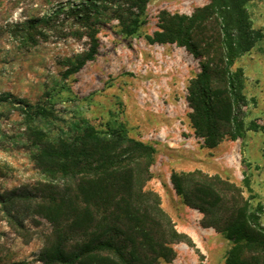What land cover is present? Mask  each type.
Instances as JSON below:
<instances>
[{"label": "trees", "instance_id": "16d2710c", "mask_svg": "<svg viewBox=\"0 0 264 264\" xmlns=\"http://www.w3.org/2000/svg\"><path fill=\"white\" fill-rule=\"evenodd\" d=\"M263 0H209L190 15L162 11L150 45H175L198 60L189 82L191 129L205 149L247 132L264 133L246 109L256 100L245 94L246 77L235 62L264 38L253 26L248 4ZM148 0H78L68 7L73 36L89 48L64 60L63 78L77 74L98 54V28L116 21L126 37L146 25ZM65 11L64 9L61 12ZM27 23L24 41L36 45L38 24ZM24 128L21 139L42 180L8 192L1 211L16 223L20 206L51 227L39 254L41 264H171L174 246L198 253L191 238L176 230L161 208L160 196L147 188L156 150L129 136L126 128L61 118L50 101L13 100ZM264 154V148H263ZM170 184L184 206L201 214L200 227L213 229L229 244L225 264H264V206L243 187L201 170L172 172ZM244 189L248 196L245 197ZM202 261V260H201Z\"/></svg>", "mask_w": 264, "mask_h": 264}, {"label": "rangeland", "instance_id": "374dc122", "mask_svg": "<svg viewBox=\"0 0 264 264\" xmlns=\"http://www.w3.org/2000/svg\"><path fill=\"white\" fill-rule=\"evenodd\" d=\"M208 2L148 0L146 25L132 37L124 36L116 21L104 23L98 28L94 60L64 79V60L89 48L86 38L73 36L66 11L78 0H0V98L10 94L30 104L47 100L61 118H84L97 128L121 124L130 137L152 145L156 154L147 188L160 196L176 230L198 249L175 245L171 264H206L203 250L212 254L209 264H225L229 248L221 235L200 227L201 214L183 205L170 184L172 172L201 170L240 187L247 180L264 206V133L247 132L242 139H225L217 148L205 149L188 118L187 88L200 71L198 60L184 48L150 45L145 39L157 30L162 11L190 15ZM247 8L254 28L264 33V0ZM42 19L46 23L38 24L35 33L43 36L37 35L36 45L26 43L27 23ZM235 67L244 70L246 96L256 100L246 109L247 121L264 126V38ZM23 131L16 106L0 103V264H41L39 254L51 231L25 206L17 209L14 224L1 211L8 192L42 180L25 150Z\"/></svg>", "mask_w": 264, "mask_h": 264}, {"label": "crops", "instance_id": "0c3cea01", "mask_svg": "<svg viewBox=\"0 0 264 264\" xmlns=\"http://www.w3.org/2000/svg\"><path fill=\"white\" fill-rule=\"evenodd\" d=\"M201 220V215H200V217H199V221ZM205 231H213V233H215L214 232V230L213 229H204ZM208 234H211V232L210 233H208ZM196 244V243H195ZM201 254H202V256H204L205 257V259H206V264H209V262H210V260H211V258H212V254H209L208 252H206V251H204L203 250V252H201Z\"/></svg>", "mask_w": 264, "mask_h": 264}]
</instances>
